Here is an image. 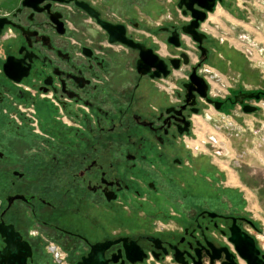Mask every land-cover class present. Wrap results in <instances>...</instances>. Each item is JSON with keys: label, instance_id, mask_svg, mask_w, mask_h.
<instances>
[{"label": "flooded vegetation", "instance_id": "1", "mask_svg": "<svg viewBox=\"0 0 264 264\" xmlns=\"http://www.w3.org/2000/svg\"><path fill=\"white\" fill-rule=\"evenodd\" d=\"M179 1L148 0L146 9L156 8L145 20L104 12L91 0L0 3V225L28 243L27 264H76L107 243L99 264H181L175 252L185 264H221L227 253L245 264L230 241L240 232L264 262L263 222L204 160L194 171L184 143L192 117L213 105L190 83L192 67L220 109L239 105L243 93L264 99V91L237 89L240 75L223 98L210 97L202 67L230 44L211 31L220 26L209 14L227 0L212 12ZM118 37L162 62L139 71L140 49L110 40ZM240 165L231 164L237 177ZM193 189L200 196L189 195ZM129 249H139L142 261L130 263Z\"/></svg>", "mask_w": 264, "mask_h": 264}, {"label": "rangeland", "instance_id": "2", "mask_svg": "<svg viewBox=\"0 0 264 264\" xmlns=\"http://www.w3.org/2000/svg\"><path fill=\"white\" fill-rule=\"evenodd\" d=\"M4 0H0V3ZM94 4L97 6H101V9H103L104 12H110L114 11L115 13H121L122 17L126 18H134L139 20H145V14L148 12H151V9L155 10L154 3L151 6H147V9L145 7L146 2L148 0H91ZM170 8L175 11L173 8L174 5H170ZM252 7V6H250ZM252 15H255L257 17V22H260L258 13L254 11V9H251ZM148 14V13H147ZM247 10L244 8L241 9V7H238L236 3L232 0H227L225 4L220 5L217 4V7H215L214 12L209 14V21L213 22V24L219 25V28L214 27L211 25L210 29L214 33V35H220L223 33L225 34V37L229 39L228 42H234L237 43V38L239 35L243 34L244 30L242 27L234 26L235 19H246ZM234 26V27H233ZM209 27V26H208ZM249 27V26H247ZM250 30V28H247ZM231 46V45H230ZM244 57L248 61V65H250L254 70H252L253 74L250 76L242 75L240 78V84L237 85V89H246L250 91H256V90H263L264 91V53H262V56L260 60L263 61L262 64L256 65L255 63H252L243 53ZM208 66L214 68L211 64ZM218 72H220L225 78L228 83L226 91L229 90L230 86L233 85L234 79L239 80L240 75L234 70L225 68L222 70L216 69ZM181 73V72H176ZM246 102L248 100H245ZM249 102V101H248ZM207 106H204L203 109H206ZM221 110H224L225 112L232 113L234 115L239 114L240 116L237 117V120L242 123L243 116L240 114V111L238 109V105H234L232 107H225ZM204 111V110H203ZM202 113V112H201ZM199 113V114H201ZM198 115V114H196ZM256 117H260L261 115L258 113H255ZM233 137L231 138V140ZM237 143V142H236ZM232 149L234 151V155L231 157H228V155H224L223 158H212L209 155H201L198 154L196 157L193 155V168L194 171H197V165L196 161L197 159L204 160L206 164L209 166L208 169L213 170L214 173H217L219 180L223 181L224 186L226 189H239L238 192L240 197V204L241 206H244L247 210V214L251 215L253 218L254 216L257 218V221L260 222L261 220L264 223V190H259L261 184L264 185V165L257 162L256 168H250V163L253 160L249 154L244 155L243 158H240L239 161L236 159L238 158L237 155L241 153V151L245 150V148L240 144L234 146L235 143H233V140L231 142ZM230 156V155H229ZM250 156V157H249ZM212 162V165L210 164V161ZM239 162L240 165V172H238V177L233 171V167L231 164ZM255 165V164H254ZM255 173L254 175H251V173ZM225 189V191H226ZM193 196H200L201 191H195L194 189L189 192V195ZM190 204L193 206L196 204H199L198 200H195V197L191 198L189 201ZM251 210L252 212H250ZM261 219V220H260ZM261 221V222H262ZM171 264H175L172 261H170ZM163 264V263H160ZM165 264H170L166 263Z\"/></svg>", "mask_w": 264, "mask_h": 264}, {"label": "built area", "instance_id": "3", "mask_svg": "<svg viewBox=\"0 0 264 264\" xmlns=\"http://www.w3.org/2000/svg\"><path fill=\"white\" fill-rule=\"evenodd\" d=\"M232 1L241 9L245 8L247 10V17L245 20L242 18L235 19L233 25L242 27L244 32L238 36L236 44L234 42H229V44L242 51L252 63L260 66L263 63L260 58L263 57L262 53H264V0ZM251 9L258 13L260 22L256 21L257 17L252 15ZM247 28H250V30ZM218 38L229 41L223 31L222 34L218 35ZM201 71L209 84L210 97L223 98L227 93L228 83L226 78L208 65H203ZM246 104L254 106L256 111L245 113L242 111V106L238 105L240 114L243 116L242 123L237 120L239 114L234 115L208 104L201 114L192 117L191 133L184 138L186 148L192 155L204 154L212 158H223L224 155L231 157L234 155L230 145L231 138L248 133L252 139L251 146L241 151L236 159L239 160L244 155L249 154L262 161L258 157V152L264 147V99H253ZM255 113L261 116L256 117Z\"/></svg>", "mask_w": 264, "mask_h": 264}, {"label": "water", "instance_id": "4", "mask_svg": "<svg viewBox=\"0 0 264 264\" xmlns=\"http://www.w3.org/2000/svg\"><path fill=\"white\" fill-rule=\"evenodd\" d=\"M220 2L221 0H180L177 4V6L180 8L183 5L187 8L191 6L193 2H196L198 5H200L204 10L208 12H212L215 2ZM27 0H23V4H26ZM78 6H80L82 9H84L87 13H89L92 16H96L97 13L88 6V4L83 2H76ZM193 17H195L193 15ZM205 18V14L203 13L202 16L195 17L196 19L203 20ZM3 19H0V24L2 23ZM101 24L107 28L108 25L104 22H101ZM110 31V30H109ZM183 33L190 35L195 41H199L198 37L196 35V32L194 30H190L187 28H183ZM118 39L127 45L140 49V59L138 60V69L141 72H146L147 69L151 65L157 64V61L162 62L159 60L157 55H154L151 51V49H145L142 44L134 43L131 40H127L123 37L118 38H110L111 41ZM172 43H174L176 46L179 45V42L173 39H170ZM182 56L185 58L184 63H187V56L185 54H182ZM179 65L173 61V68L177 69ZM158 74V73H156ZM167 73L164 71L163 76H165ZM190 83L194 82L198 88L199 95L204 97L207 102L213 103L214 107L216 109H220V102L213 101L210 98H207L206 96V90L207 85L205 81L196 75L195 73V67H192V72L189 76ZM184 87L187 89L189 87V84H184ZM244 98H253V99H259V94L249 93V94H239L235 97V102H237L239 105H242V111L245 113H253L256 111V108L250 104L244 103ZM196 112V111H195ZM0 233L4 237L5 246L0 250V264H27V257L31 255V249L27 242L22 240L21 236L13 230L11 226H5L4 224L0 225ZM230 241L235 244L236 250L240 256V258L245 262V264H264L262 259L258 257V250L254 247L253 239L248 236L247 234H244L242 232L238 233V235H234L230 237ZM110 244H97L95 246H92V251L89 254V258L83 259L81 262H78L76 264H99V262L102 261L100 255L103 249ZM126 245V244H125ZM127 246V245H126ZM125 246V247H126ZM96 256L99 261H95L93 257ZM143 257L140 255V250H127V260L130 263L135 262H141ZM174 259L178 263L185 264V261H182L179 257V254L175 252ZM210 263H213L211 260ZM221 264H236V262L233 260L232 255L227 253L226 260L221 262Z\"/></svg>", "mask_w": 264, "mask_h": 264}, {"label": "crops", "instance_id": "5", "mask_svg": "<svg viewBox=\"0 0 264 264\" xmlns=\"http://www.w3.org/2000/svg\"><path fill=\"white\" fill-rule=\"evenodd\" d=\"M218 53L221 58L217 60L215 59L209 62V64H211L214 68L222 70L225 67V68L231 69L232 71L235 70L241 76L242 75L250 76V74L251 75L253 74L252 70L254 69L250 65H248L249 63L247 59L244 57V55H242L243 53L239 49L233 46H230V45L227 46L225 43L221 47V49L218 51ZM232 140H233V143H235L234 146L241 144L244 148H249L251 146V141H252L251 135L248 133L241 134L240 136L235 137ZM232 140H230L231 147H233L231 144ZM258 154H259L258 157H260L262 161H260L259 158H257L256 156L250 155L252 157L250 159L253 160L251 162H254V163H250V166H249L250 168H256L257 162L264 164V147L260 150V152H258Z\"/></svg>", "mask_w": 264, "mask_h": 264}]
</instances>
